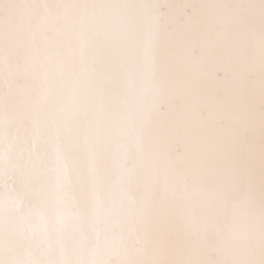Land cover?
<instances>
[{
	"label": "snow or ice",
	"instance_id": "6c2138e0",
	"mask_svg": "<svg viewBox=\"0 0 264 264\" xmlns=\"http://www.w3.org/2000/svg\"><path fill=\"white\" fill-rule=\"evenodd\" d=\"M0 264H264V0H0Z\"/></svg>",
	"mask_w": 264,
	"mask_h": 264
}]
</instances>
